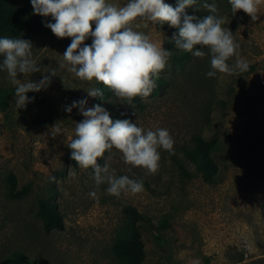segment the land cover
Masks as SVG:
<instances>
[{"label": "rangeland", "instance_id": "1", "mask_svg": "<svg viewBox=\"0 0 264 264\" xmlns=\"http://www.w3.org/2000/svg\"><path fill=\"white\" fill-rule=\"evenodd\" d=\"M106 2L123 6L127 0ZM204 2L197 0L199 11L191 7L186 11L203 17L209 14ZM207 2H215L218 14L225 17L223 27L239 43L238 53L248 71L207 77L211 69L206 47L201 49L206 55L194 57L185 68L169 57L165 69L154 77L156 88L150 96L136 97L131 105L103 84L81 81L60 67L71 38H58L51 29L19 35L32 42L33 59L41 71L19 74L18 79L39 82L48 75L51 83L39 92H28L32 102L18 109L15 86L0 69V87L10 92L7 107L0 106V262L18 251L54 264H120L112 246L135 226L144 245L141 264H264V0L256 21L242 10L232 16L228 0ZM28 3L29 15L54 23L51 17L34 15L31 0ZM165 3L177 6V0ZM132 27L165 50L176 47L173 34L178 33L167 24L138 18ZM91 42L89 37L84 43ZM3 59L0 56V63ZM91 87L100 88L103 98L87 96ZM81 99H87V107L106 108L113 120L116 111L117 119H128L145 130H169L180 160L195 134L217 137L216 180L206 182L192 163L188 166L194 174L181 176L173 154L163 149L159 170L148 174L143 167L126 165L113 148L98 163L107 160L116 176L141 180L144 190L108 195L107 185L97 186L91 168H79L67 146L75 138V123L84 117L78 108L71 113L65 108ZM70 168L75 175L68 174ZM26 187L19 197L11 196ZM92 191L96 198L89 196ZM43 202L57 204L64 229L45 231L39 216ZM131 207L154 223L168 218L161 240L136 222Z\"/></svg>", "mask_w": 264, "mask_h": 264}, {"label": "clouds", "instance_id": "2", "mask_svg": "<svg viewBox=\"0 0 264 264\" xmlns=\"http://www.w3.org/2000/svg\"><path fill=\"white\" fill-rule=\"evenodd\" d=\"M196 3L197 0H177V6L173 7L165 0H127L123 6H117L106 0H31L34 15L51 17L54 21L46 22L45 27L58 38H71L60 67H66L81 81L103 84L128 105L136 97L150 96L156 88L154 77L165 69L171 56L162 45L157 46L147 34L132 27L138 18L178 29V36L173 34L176 48L194 57H204L206 52L201 49L206 47L210 56L211 70L206 73L209 78L218 73L231 75L248 71L247 61L238 53L239 43L232 31L223 27L226 19L218 14L217 4L205 0L202 7L209 14L200 17L186 11L190 7L199 11ZM228 3L232 16L242 10L253 21L258 19L261 0H228ZM89 37L92 38L90 45L84 43ZM32 49L30 40L0 38V56L4 57L0 69L7 72L10 83L15 86L18 109L32 102L28 92H39L51 83L48 75L39 82L18 79L19 74L28 76L41 71L33 59ZM233 57H236L235 63L230 65L228 61ZM86 91L89 97L103 98L100 88L91 87ZM73 108H78L84 119L75 123V138L67 144L72 150L71 159L79 168H91L95 184H106L108 195L137 194L144 186L141 180L116 176L107 160L103 165L98 163L106 151L119 150L126 165L143 167L148 174L159 170V149L175 154V141L167 129L145 130L128 119L113 120L101 105L87 107V99L73 101L65 111L71 113ZM71 169L68 174L75 175ZM89 196L96 198L97 193L92 191Z\"/></svg>", "mask_w": 264, "mask_h": 264}, {"label": "trees", "instance_id": "3", "mask_svg": "<svg viewBox=\"0 0 264 264\" xmlns=\"http://www.w3.org/2000/svg\"><path fill=\"white\" fill-rule=\"evenodd\" d=\"M29 0H0V38H18L23 32H43L46 31V21L29 15ZM168 26V25H167ZM169 27V26H168ZM178 33V29L169 27ZM171 52V60L180 67L185 68L188 62L194 59L191 53L178 50L176 47L168 48ZM159 82V81H158ZM160 83V82H159ZM167 81L164 79V85ZM9 90L0 87V106L5 109L8 104ZM113 116L117 119V112ZM219 139L217 137L207 138L198 133L195 134L191 145L183 147L184 160H180L178 155L173 154V160L178 172L183 177H191L194 172L188 166L192 163L195 171L199 173L206 182L212 183L218 174V164L216 162L219 152ZM75 162V161H74ZM75 164H77L75 162ZM78 165V164H77ZM27 191V187L19 192H12L11 196L19 197ZM136 215V222L145 226L155 238L161 240L160 230L169 224L168 218L163 216L158 223L152 222L144 213H139L134 207L129 209ZM39 216L43 221L46 232L54 229H64L63 216L57 204L53 202H43L39 211ZM112 254L120 264H141L144 258V245L139 229L132 226L128 235L115 240L112 246ZM0 264H54L42 258L31 259L23 252H12Z\"/></svg>", "mask_w": 264, "mask_h": 264}]
</instances>
